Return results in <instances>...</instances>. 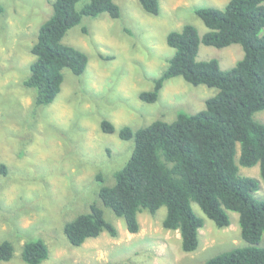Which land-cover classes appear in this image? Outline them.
I'll use <instances>...</instances> for the list:
<instances>
[{"label":"rangeland","instance_id":"obj_1","mask_svg":"<svg viewBox=\"0 0 264 264\" xmlns=\"http://www.w3.org/2000/svg\"><path fill=\"white\" fill-rule=\"evenodd\" d=\"M51 2L0 0L4 6L0 14V163L5 165V173L0 171V241L9 240L14 248L12 257L0 264H29L21 258L23 244L39 238L49 252L38 264H203L221 251L245 245L237 212L228 211L230 224L217 227L192 202L203 225L198 247L186 252L178 230L162 226L164 206L154 214L138 212L139 230L131 233L123 218L103 207L97 195L102 185L113 184L114 172L131 154L133 138H119L120 127L135 129L155 119L173 121L179 110H202L205 99L218 92L175 76L163 83L156 101L139 98L140 92L152 89L153 79L173 54L167 33L190 23L201 36L208 29L194 9L223 8L228 0H158L157 15L145 12L138 0H114L120 7L119 17L83 16L62 40L87 53L86 69L80 75L64 69L60 92L52 103L35 107L33 91L23 79L34 60L30 48L38 28L52 13ZM242 54L238 43L215 47L200 42L196 59L216 58L225 70ZM254 118L264 123V109L256 111ZM102 119L113 123L115 131L104 133ZM239 173L258 178L254 196L264 198L258 164L239 165ZM93 202L103 207L117 236L103 231L80 246L70 245L63 231L65 222L89 211Z\"/></svg>","mask_w":264,"mask_h":264},{"label":"trees","instance_id":"obj_2","mask_svg":"<svg viewBox=\"0 0 264 264\" xmlns=\"http://www.w3.org/2000/svg\"><path fill=\"white\" fill-rule=\"evenodd\" d=\"M79 2L52 0L51 15L38 28L30 48L34 60L23 79L24 86L33 91L35 107L52 103L60 92L64 69L74 75L86 69L87 53L62 40L68 29L79 24L83 16H120L114 0H87L80 6ZM138 2L148 14H158V0ZM3 12L0 3V14ZM194 12L208 30L200 36L193 24L185 23L179 30L169 31L166 43L174 49L173 54L153 79L152 89L140 92L139 98L156 101L163 83L175 76L194 86L215 87L218 92L205 99L202 110H179L173 121L155 119L135 129L120 127L119 138H133V148L114 172L113 184L99 188L98 199L123 218L131 233L139 230L138 212L154 214L164 206L162 226L178 230L186 252L198 247L203 225L192 202L217 227L230 224L228 211L237 212L240 236L246 244L210 256L203 264H264V244H260L264 237V198L254 196L260 181L239 173V165L258 164L264 181V123L254 118L256 111L264 109V0H228L223 8L201 6ZM200 42L215 47L238 43L243 54L224 70L216 58L196 59ZM100 128L108 134L115 131L107 119L100 121ZM0 171L5 173L4 163H0ZM101 205L93 202L89 211L65 222L63 231L70 245L80 246L103 231L117 236ZM13 250L9 240L0 241V260H9ZM48 252L43 239L29 240L23 244L21 258L38 264Z\"/></svg>","mask_w":264,"mask_h":264}]
</instances>
